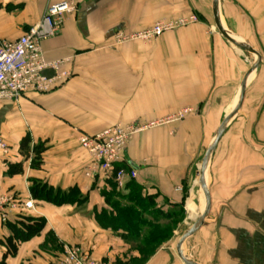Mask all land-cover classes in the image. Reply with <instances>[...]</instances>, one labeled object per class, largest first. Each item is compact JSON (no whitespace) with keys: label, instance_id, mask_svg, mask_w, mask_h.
I'll return each instance as SVG.
<instances>
[{"label":"crops","instance_id":"1","mask_svg":"<svg viewBox=\"0 0 264 264\" xmlns=\"http://www.w3.org/2000/svg\"><path fill=\"white\" fill-rule=\"evenodd\" d=\"M61 1L0 0V40L17 39L41 20L49 5ZM212 1L82 0L61 32L42 42L47 60H63L62 69L71 76L47 92L0 101V137L10 148L8 153L0 149V196L14 199L7 207L8 220H47L41 234L21 243L7 264H57L66 244L81 246L103 261L128 264L139 256L95 218V211L105 206L107 179L86 174L90 154L79 142L83 133L95 134L118 123L147 125L129 142L118 164L137 170L126 185L133 179L145 194H158V205L166 210L184 197L187 211L190 199L199 208L197 169L234 109L231 105L240 97L255 59L215 27ZM191 16L197 20L148 42L115 40L117 32L131 34L160 20ZM218 17L237 42L247 41L260 53L261 62L209 159L211 210L183 245L193 239L202 249L195 257L183 252L201 264H264V0H219ZM44 73L55 74L52 69ZM184 108L193 111L182 119L172 117ZM28 134L33 143L47 147L40 168H32L20 152ZM19 162L23 173L10 174V164ZM33 180L63 190L77 187L88 199L63 205L34 199ZM29 200L30 209L24 207ZM174 233L144 264L185 263L177 251L181 237ZM10 234L0 214V261Z\"/></svg>","mask_w":264,"mask_h":264},{"label":"built area","instance_id":"2","mask_svg":"<svg viewBox=\"0 0 264 264\" xmlns=\"http://www.w3.org/2000/svg\"><path fill=\"white\" fill-rule=\"evenodd\" d=\"M82 0H63L49 5L43 17L31 26L20 37L14 40L0 41V101L14 100L30 91L47 92L58 83L71 76L70 71L63 70V60H47L42 42L58 35L63 29L68 15L75 13ZM197 20L196 16L182 17L175 20H160L145 30L126 34L117 32L115 40L122 43L129 40L141 39L151 41L164 32L187 25ZM47 69L54 70L55 74L47 76ZM192 108H184L174 114L175 119H182ZM147 125L132 122L126 125L118 123L110 128L95 134H82L79 137L81 146L92 157L87 175L101 174L106 179H112L119 190L124 189L129 178L137 176V170L117 167L122 162L124 152L133 137L144 130ZM0 149L8 153V143L0 137ZM12 196H0V214L4 223L8 220V209L13 203ZM25 208H33V201L24 203ZM57 264H118L103 262L91 255L78 245H64Z\"/></svg>","mask_w":264,"mask_h":264},{"label":"trees","instance_id":"3","mask_svg":"<svg viewBox=\"0 0 264 264\" xmlns=\"http://www.w3.org/2000/svg\"><path fill=\"white\" fill-rule=\"evenodd\" d=\"M46 149L44 142L33 143L30 134L20 144V152L25 160L31 161L32 168L42 166ZM23 171L21 162L10 164V174ZM30 192L34 199L55 205L84 203L88 199L77 187L63 190L41 180L32 181ZM102 196L105 206L95 211V218L101 227L116 232L138 252L139 256L131 258L130 264H144L154 256L173 237L175 226L186 213L185 197L181 204L166 210L158 205V194H145L143 187L133 179L124 190H119L114 181L107 179V187L102 190ZM46 224V218L34 216H21L15 221H7L11 234L6 239L7 251L0 264H7L8 257L18 253L20 244L40 235Z\"/></svg>","mask_w":264,"mask_h":264},{"label":"water","instance_id":"4","mask_svg":"<svg viewBox=\"0 0 264 264\" xmlns=\"http://www.w3.org/2000/svg\"><path fill=\"white\" fill-rule=\"evenodd\" d=\"M218 5H219V0H213L212 1V15H213L215 27L231 43H233L234 45L238 46L239 48H241V49H243L249 53L254 54L255 59L253 60L251 67L246 74L245 80L243 82L241 94H240V97H239V100H238L236 106L234 107L232 112L230 114H228L226 116V118L224 119L221 127L219 128V130L217 131V133L215 134V136L213 137V139L209 143L208 148L206 149L205 154L202 158L200 170L198 171V177H199L200 184H201L200 195L205 200V208H204V211H203L201 217L188 230H186V232L181 236V238L178 242V245H177L178 255L186 264H201V263L193 260L189 256H187L183 252V245H184L185 241L191 235H193L204 224L205 219L207 218V216L209 215L210 210H211L212 199H211V193L209 190L208 182L206 180V170H207V166L209 164V159H210L213 151L215 150L219 140L221 139V137L223 136V134L225 133V131L229 127L230 123L232 122L233 117L236 115L238 110L241 108V106L244 102V99H245L248 81H249L248 80L249 76L258 67V65L261 62L260 53L249 42L244 41V40L242 42H237L235 40L234 34L230 30L226 29L221 24V22L219 21V17H218Z\"/></svg>","mask_w":264,"mask_h":264},{"label":"rangeland","instance_id":"5","mask_svg":"<svg viewBox=\"0 0 264 264\" xmlns=\"http://www.w3.org/2000/svg\"><path fill=\"white\" fill-rule=\"evenodd\" d=\"M2 40V39H1ZM0 40V41H1ZM254 58V56L253 55H249V59L252 61V59ZM232 106H233V104L231 105V108H232ZM83 134H86V133H83ZM82 135V134H81ZM80 135V136H81ZM208 148V147H207ZM90 154V153H89ZM205 154V153H204ZM204 156V155H203ZM203 158V157H202ZM92 163V157H91V154H90V162H89V164H88V167H87V171H89V168H90V164ZM200 166H201V164L199 165V169H197L198 171L200 170ZM207 171H208V169H207ZM86 174H87V172H86ZM89 176V175H88ZM197 183H198V186H199V188L197 187V190L198 189H200V187H201V184H200V182H199V179L197 180ZM121 190H124V189H121ZM201 199H202V197H200V200H199V203L201 202ZM200 205H201V203H200ZM202 208H200V206H199V212L197 213V215L198 214H200V216L198 215L195 219H193L192 218V216H191V213L189 212V211H187L186 209V213H185V217L183 218V219H181L178 223H177V225L175 226V231H178V233H179V235H178V237H181L185 232H186V230H188L200 217H201V215H202V213H203V211L204 210H201ZM206 221H207V219H205ZM174 231V232H175ZM174 235H175V233H174ZM173 235V236H174ZM171 240V238L168 240V241H166L161 247H160V249L166 244V243H168L169 241ZM81 247V246H80ZM131 247H132V245H131ZM198 247V248H197ZM84 249V248H83ZM159 249V250H160ZM197 249H199V250H201L202 249V246H200V245H198V243H197V241H194L193 239H190V241L188 242V243H186L185 244V247L183 248V251L187 254V255H189V256H191V257H195V255H196V252H197ZM158 250V251H159ZM62 253V252H61ZM90 254V253H89ZM91 255V254H90ZM91 257L92 258H94L92 255H91ZM178 258V257H177ZM94 259H96V258H94ZM97 260H99V259H97ZM101 261H103V260H101ZM103 262H106V263H108V262H114V263H118V264H124V263H120V262H117V261H103ZM182 262V261H181ZM128 264H130V263H128ZM182 264H186V263H182Z\"/></svg>","mask_w":264,"mask_h":264},{"label":"bare ground","instance_id":"6","mask_svg":"<svg viewBox=\"0 0 264 264\" xmlns=\"http://www.w3.org/2000/svg\"><path fill=\"white\" fill-rule=\"evenodd\" d=\"M252 76H253V73H251V75L249 76V79H248V80H250V79L252 78ZM238 100H239V98H237V99L235 100V103H233V108L236 106ZM207 169H208V166H207ZM206 180H207V182H208V171H207V170H206ZM199 182H200V180H199ZM200 203H201L200 208H202L201 210H204V208H205V200H204L203 197H202ZM196 205H197V204H196ZM196 205L194 204V202L192 201V199H190V201H189V205H188V208H189V211H190L191 216H192L193 219H195L198 215L200 216V214L197 215V213L199 212V211H198L199 208H198ZM198 206H199V205H198Z\"/></svg>","mask_w":264,"mask_h":264}]
</instances>
